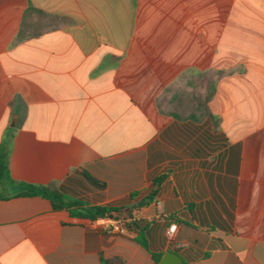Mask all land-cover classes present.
Segmentation results:
<instances>
[{"label":"crops","instance_id":"obj_1","mask_svg":"<svg viewBox=\"0 0 264 264\" xmlns=\"http://www.w3.org/2000/svg\"><path fill=\"white\" fill-rule=\"evenodd\" d=\"M3 144L0 264H264V0H0Z\"/></svg>","mask_w":264,"mask_h":264},{"label":"trees","instance_id":"obj_2","mask_svg":"<svg viewBox=\"0 0 264 264\" xmlns=\"http://www.w3.org/2000/svg\"><path fill=\"white\" fill-rule=\"evenodd\" d=\"M10 148H11L10 144L8 145L3 144L0 148V198H5L6 195L11 194V192L3 189L4 184L7 182L19 189V191L14 192L11 195L42 196L51 199L55 208L65 207L67 203L65 202L63 195L60 192L51 189L49 186L41 185V184H28L13 180L9 172ZM76 171L82 173L91 182L101 186L104 185V183L98 182L85 170L77 169ZM162 181H163V177H159L155 179L154 186L151 192L152 196L157 194L162 184ZM114 213L120 214V209L110 205H105V206H94L87 208L84 210V212L80 213L79 215L90 219H96V218H105V217L113 218ZM135 241L140 242L141 244L144 245V243L146 242V236L144 232L140 231L138 233V237L135 238ZM161 256L162 255L159 254L154 258L153 260L154 264H158V262L161 259ZM103 264H124V262L122 260L115 259V260H105Z\"/></svg>","mask_w":264,"mask_h":264},{"label":"water","instance_id":"obj_3","mask_svg":"<svg viewBox=\"0 0 264 264\" xmlns=\"http://www.w3.org/2000/svg\"><path fill=\"white\" fill-rule=\"evenodd\" d=\"M158 264H184L181 256L173 251H166Z\"/></svg>","mask_w":264,"mask_h":264}]
</instances>
